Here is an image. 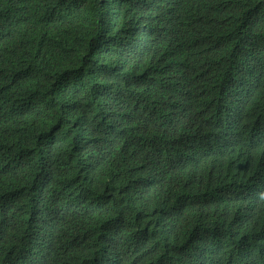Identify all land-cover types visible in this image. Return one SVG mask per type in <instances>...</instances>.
I'll list each match as a JSON object with an SVG mask.
<instances>
[{
  "label": "trees",
  "instance_id": "1",
  "mask_svg": "<svg viewBox=\"0 0 264 264\" xmlns=\"http://www.w3.org/2000/svg\"><path fill=\"white\" fill-rule=\"evenodd\" d=\"M0 264H264V0H0Z\"/></svg>",
  "mask_w": 264,
  "mask_h": 264
}]
</instances>
